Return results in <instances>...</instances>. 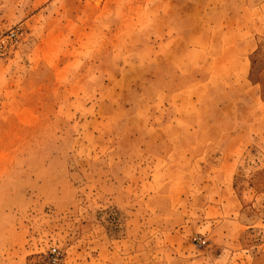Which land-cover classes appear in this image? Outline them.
<instances>
[{
  "label": "rangeland",
  "instance_id": "rangeland-1",
  "mask_svg": "<svg viewBox=\"0 0 264 264\" xmlns=\"http://www.w3.org/2000/svg\"><path fill=\"white\" fill-rule=\"evenodd\" d=\"M217 37L218 105L199 74ZM211 244L264 264V0H0V264H185Z\"/></svg>",
  "mask_w": 264,
  "mask_h": 264
},
{
  "label": "crops",
  "instance_id": "crops-1",
  "mask_svg": "<svg viewBox=\"0 0 264 264\" xmlns=\"http://www.w3.org/2000/svg\"><path fill=\"white\" fill-rule=\"evenodd\" d=\"M169 14L171 13V11H169L167 9V11H163V12H157V15H162V14ZM190 23H191V20L189 19ZM174 22V21H173ZM159 24V23H156V25ZM183 27L182 29L185 30V26L186 28L188 27L190 30L194 29V26L192 27V25H187V23L183 22ZM157 27L159 28V26L157 25ZM153 29V27H152ZM154 29H155V26H154ZM191 32V31H189ZM210 41V40H208ZM215 47H213V45H211L210 49L206 50V49H199V52L202 53V55L204 56H208L207 57H202V59L205 60V63L200 65L199 68L201 69L199 74H200V79L203 80L202 82H204L203 86H206V96L207 98H210L209 100H212L214 99V103H216L218 105V37L217 38H214L213 41H211ZM244 43H247V44H244ZM242 42L240 48H239V56H237V59L235 60L236 62L239 60V57L240 58H243L245 60V57L247 54V52L249 51V47H250V50H253V48L255 47V42L252 40V39H246L245 42ZM249 47H248V46ZM245 46V47H243ZM192 50L191 47L189 46H186V54L183 56L182 58V62L183 64H188L190 63L191 61V58L186 56L190 53V51ZM208 64V65H207ZM212 64V65H211ZM204 69V70H202ZM192 72V69H182V71H178V72H170L168 73V77H167V81H166V87L168 88V91H165L166 93L170 94V95H173V94H179L180 92L177 91L176 89L174 88H170V80L169 79H172L173 81L177 79V77H183V79L185 78L186 75H188V73H191ZM190 84V83H188ZM186 85H184L182 88V91L184 93H186L187 91V87H185ZM196 95V94H195ZM197 96V95H196ZM197 98H199L197 96ZM177 100V99H176ZM200 102V100H199ZM215 105V104H214ZM182 110H179V113H181ZM170 123H168L167 125H169ZM202 173H209L211 176H213V182L212 183H208V184H205V186L207 187V189H209L210 191L212 192H218V179L215 181V178L216 175H218V168H202ZM171 189H174V185H171ZM183 189V188H182ZM216 201V200H214ZM210 207H214V208H217L216 207V204L212 205V204H209ZM213 229V228H212ZM223 251H226L225 249H220L218 251V248L214 247L213 244L209 245L208 248L204 249L201 253V255L203 256H199V257H194V258H189V259H186L185 260V264H195L197 261L199 263L201 262H206V260H214L215 261V264H218V258H220L222 256V254L224 253ZM237 254V251L231 249L230 251V257H231V262L230 264H237L238 262L236 261V259L233 257L234 255ZM212 257V259L210 258ZM249 262V261H248ZM248 264V263H247Z\"/></svg>",
  "mask_w": 264,
  "mask_h": 264
}]
</instances>
